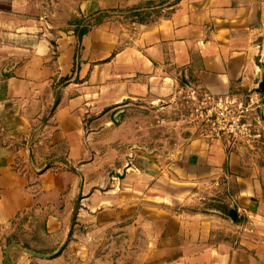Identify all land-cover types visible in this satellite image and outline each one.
<instances>
[{
    "label": "crops",
    "instance_id": "1",
    "mask_svg": "<svg viewBox=\"0 0 264 264\" xmlns=\"http://www.w3.org/2000/svg\"><path fill=\"white\" fill-rule=\"evenodd\" d=\"M149 1L78 0L80 15H104L82 39L25 26L23 43L4 46L0 59L19 60L0 75V264L11 244H65L53 257L14 246V264H264V143L192 137L168 170L124 177L90 158L83 119L95 105L164 108L183 85L251 98L264 122V0H178L139 19Z\"/></svg>",
    "mask_w": 264,
    "mask_h": 264
},
{
    "label": "rangeland",
    "instance_id": "2",
    "mask_svg": "<svg viewBox=\"0 0 264 264\" xmlns=\"http://www.w3.org/2000/svg\"><path fill=\"white\" fill-rule=\"evenodd\" d=\"M176 1L178 0H151L146 3V10L138 12V18L168 13ZM77 2L78 0H21L13 3L0 1V14H6V17H0V55L6 51L4 46L16 37L14 34L23 37L24 33L20 31L25 26L38 31L40 27L47 29L52 38L75 31L77 18L83 16L77 11ZM14 40L23 43V38ZM18 60L0 59V75L5 73L6 68H10L3 64ZM195 90L199 89L191 84L183 85L177 89L173 98L164 103V108L160 104L152 103L150 99H128L108 107L95 105L84 116L83 126L88 138L90 158L97 156L104 163L105 171L101 173L106 172L108 178L112 175L124 177L126 171L132 168L153 169V162L168 170L170 153L185 139L197 136L209 140L218 139L234 148H256L262 144L240 138L229 142V138L224 135L216 137L211 132V127L194 111L199 100V95L194 94ZM250 116L254 119L262 118L256 111H251ZM120 154L123 161H120ZM125 157L127 158L124 159ZM154 157L156 160H153ZM113 160L116 161V166L126 163L125 172H122L121 167L111 168L109 163ZM161 185L166 186L163 181ZM76 202L78 206L79 201Z\"/></svg>",
    "mask_w": 264,
    "mask_h": 264
},
{
    "label": "built area",
    "instance_id": "3",
    "mask_svg": "<svg viewBox=\"0 0 264 264\" xmlns=\"http://www.w3.org/2000/svg\"><path fill=\"white\" fill-rule=\"evenodd\" d=\"M194 94L199 95L194 111L211 127L216 137L224 135L229 142L240 138L264 143L262 118L250 116L253 111L251 98L246 102L237 94L216 96L201 90H195Z\"/></svg>",
    "mask_w": 264,
    "mask_h": 264
},
{
    "label": "trees",
    "instance_id": "4",
    "mask_svg": "<svg viewBox=\"0 0 264 264\" xmlns=\"http://www.w3.org/2000/svg\"><path fill=\"white\" fill-rule=\"evenodd\" d=\"M135 15L138 16L139 13H136ZM103 19H104V15L102 14L96 16H90V17L82 16L80 18H77L76 29H75L76 34L80 39H82V37L90 31L92 26L100 23ZM58 103L59 100H56L53 109L58 105Z\"/></svg>",
    "mask_w": 264,
    "mask_h": 264
},
{
    "label": "water",
    "instance_id": "5",
    "mask_svg": "<svg viewBox=\"0 0 264 264\" xmlns=\"http://www.w3.org/2000/svg\"><path fill=\"white\" fill-rule=\"evenodd\" d=\"M260 88L262 90H264V81L260 84ZM76 207H77V202L75 203V206H74V209H73V213H72V217H71V222L73 223V219H74V216H75V212H76ZM19 247V248H22V250L28 254V255H32V256H37V257H53L55 256L58 252H61L63 247H64V244L60 246V249L58 251H56L55 253H52V254H41V253H38V252H35V251H31V250H28V249H25L23 247H21L20 245H16V244H11L8 246V249H7V261L9 264H14L10 258H9V255H8V252L9 250L12 248V247Z\"/></svg>",
    "mask_w": 264,
    "mask_h": 264
}]
</instances>
